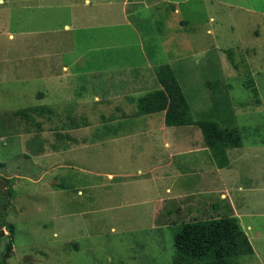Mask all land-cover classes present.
<instances>
[{
  "label": "rangeland",
  "instance_id": "rangeland-1",
  "mask_svg": "<svg viewBox=\"0 0 264 264\" xmlns=\"http://www.w3.org/2000/svg\"><path fill=\"white\" fill-rule=\"evenodd\" d=\"M66 3L0 0V176L10 179L1 180L0 187L6 191L12 186L14 196L5 195L10 199L7 219L16 225L10 264H174V237L184 222L237 211L244 217L248 214L243 212L264 213V0H179L180 18L189 19L183 31L190 30V38L186 34L181 42L183 60L171 64L192 115L199 119L211 113L213 93L227 92L235 113L230 125L242 131V146L228 149L229 166L220 168L211 158V170L224 180L209 178L206 184L199 171L191 170L190 161H208V154L176 155L190 145L201 146L200 128L195 133L193 127L189 142L183 134L175 135L167 160L173 166H166L162 136L174 138L175 130L159 134L152 129L166 127L163 112L138 118L130 110L127 121L110 116L120 115L117 106L122 102L116 95L124 84L111 81L108 86L106 74L126 72L142 55L133 63L119 60L115 70L97 74L93 85L77 81L69 87L71 98L91 101L98 94L106 99L101 110L80 103L81 117L65 119L56 110L59 104H48V83L43 70L36 74L37 62L51 42L60 48L73 33L64 26L71 18ZM139 10L130 20L141 41L127 33V49L132 54L141 42L152 61L169 62L159 38L164 27L148 22L144 5ZM128 28L122 24L112 30ZM92 31H76L77 42ZM121 53L118 58L125 57ZM29 106L39 110L29 117L15 114ZM149 119L161 123L145 125ZM76 121L91 130L74 136L60 130ZM191 126L173 127L180 131ZM137 131L144 132L133 133ZM74 137L78 139L72 145ZM194 184L199 187L190 190ZM182 190L188 193L176 197ZM251 219L253 226L263 227L264 217ZM244 230L254 240L253 229ZM3 248L2 239L0 252ZM248 256L238 264L249 262Z\"/></svg>",
  "mask_w": 264,
  "mask_h": 264
},
{
  "label": "crops",
  "instance_id": "crops-1",
  "mask_svg": "<svg viewBox=\"0 0 264 264\" xmlns=\"http://www.w3.org/2000/svg\"><path fill=\"white\" fill-rule=\"evenodd\" d=\"M64 1V0H63ZM211 1V0H210ZM144 5V9H146L150 14L148 17V22L161 24L164 27L163 31H160L159 38L163 40L164 50L166 52V56L169 59V62L160 63V60H153L150 56H148L144 49L142 48V44L140 42V51H135L132 54H136L137 58L132 59L128 55L131 54V51L127 49V33L129 36L134 38L141 39V34L136 26L133 25L130 20L131 14L137 13L139 14V7ZM66 6H68V11L70 12L71 18H67V22L64 24L65 29L68 31H72L73 33H68L67 36V45L64 44L62 47L57 48L54 47V42L50 43V46L46 48L43 52L40 51V54H44V57L38 58V64L40 65V69L36 70L37 75H41L40 71L43 70L45 73V81H47V91L46 96L48 100L53 106L55 105L58 108L60 116L65 119L75 118L78 119L81 117L80 114L81 109L79 107L80 103H92L97 110H101L103 107V102L106 99H102L95 94L91 101H85L80 98H71L72 93L69 89L70 86H73L77 81H87L88 85H93V81H96L97 74H101L102 71L108 73L106 70L113 71L115 70V65L119 60L126 61L129 63H133L134 60H139V56L142 55L141 60H139L136 65H130V69L122 74H106L107 85L111 86L113 83L111 81H116L118 85L124 84L122 86V94L116 95L120 97L119 100L122 102V105H118L117 107L120 109V115L116 117V115L111 113V117L122 118L125 121L128 120L129 115H131L130 110L132 112L138 111L137 99L151 91L160 89L162 86L160 84L156 69L158 66L162 64H172L174 62H179L183 60L181 58L182 50L184 49L181 44L184 36L190 38L189 31H183L185 26L189 23V19H181V8L179 6V0H67ZM206 6V2H205ZM206 10V8H205ZM212 19V17H211ZM147 20V17H146ZM128 25L129 28L122 30L121 32L113 31L112 28L119 25ZM205 24V23H204ZM204 25H198V27H203ZM197 27V26H196ZM192 28V29H195ZM93 30L89 33L87 38L84 41L77 42L76 39V31L79 30ZM166 38V39H163ZM172 39V41H169ZM167 40V41H166ZM141 41V40H140ZM129 43V42H128ZM132 46V45H130ZM129 47V45H128ZM121 53L125 57L118 58L117 54ZM139 52V53H138ZM90 53L99 54L98 56L88 57ZM131 54V55H132ZM61 55V56H60ZM66 55V56H65ZM59 56V57H57ZM172 63V64H171ZM40 73V74H39ZM72 78L73 80H71ZM66 80V81H65ZM101 80V79H98ZM120 81L121 84L118 83ZM75 85V84H74ZM115 96V97H116ZM102 97V96H101ZM110 99V98H109ZM108 100V99H107ZM47 102V101H46ZM54 102V103H51ZM60 102V103H59ZM64 105V106H63ZM61 107V108H60ZM94 107V108H95ZM79 108V109H78ZM164 113V122H165V111H160ZM152 114V113H151ZM150 114H145V116H149ZM137 112V117L139 118ZM127 118V119H126ZM135 118V119H138ZM73 119V120H75ZM134 119V120H135ZM152 119H149L144 124L145 125H153L156 126L161 123L159 120L156 123L150 122ZM70 124L74 125L72 128H64L62 125L61 131L63 133H73L78 134L80 131L86 132L87 129L91 130L89 125H79V123L71 122ZM120 124V123H119ZM166 125V124H165ZM121 126V125H120ZM159 127L152 128L154 131L157 130L159 134H162L166 130H175L172 134L174 138H170L169 141L167 138L163 137V140L166 139V152L168 155L163 154L162 164L166 166H173V160L167 161L170 157V154L173 152L172 142L174 144L176 142V134H183L186 141L189 142V137H193L194 129L196 126V131H199V127L197 125H193L188 128H183V130L178 131L179 129L170 126L167 127ZM188 126V125H181ZM176 127V126H175ZM87 128V129H86ZM120 128V127H119ZM202 131V130H201ZM144 131L133 132L135 134H142ZM200 133V131H199ZM197 135V134H196ZM203 138V134L200 133ZM74 136V135H73ZM78 138L74 137L73 144L77 141ZM82 139V138H81ZM173 144V145H174ZM61 147H65L62 145ZM70 147V146H68ZM66 147V148H68ZM185 147V144H184ZM191 153H204L208 154V161L204 159H194L190 161V167L192 171H199L202 175V180L204 184L208 181L209 178L212 179H223V177L219 178L214 174L213 170H211L212 164L211 161L212 155L205 145L204 138L201 146L194 148L188 146L184 149H179L176 153L177 157L191 154ZM41 156V155H40ZM39 157V155H38ZM230 157V156H229ZM218 168V167H217ZM217 170V169H216ZM218 169L217 171L219 172ZM197 173V172H196ZM232 175V174H231ZM231 175L229 174L230 179L226 176V179L231 180ZM15 176V175H14ZM9 179V178H8ZM199 185L194 184V186L190 187V190L193 188H198ZM201 188V187H200ZM169 189V188H168ZM228 191V190H227ZM188 191H181L176 197L184 196ZM158 207V206H157ZM221 206H219L220 208ZM218 208V210H219ZM157 209V208H156ZM222 209V207H221ZM232 210V208H230ZM233 212V211H232ZM248 214L245 215L244 214ZM242 216L240 212L237 211L233 213V216H237L243 229L247 226L250 230L253 229L252 234L254 235V240L250 237V241L252 243L254 253L249 255V262H242V264H264V223L263 227H255L253 226L251 221L252 217L260 218L264 217V213L261 212H243ZM216 215V214H215ZM251 215V216H250ZM244 217V219H243ZM264 221V220H262ZM244 257V256H243ZM241 257V259L243 258ZM240 259V260H241ZM155 260L160 261L158 258Z\"/></svg>",
  "mask_w": 264,
  "mask_h": 264
},
{
  "label": "trees",
  "instance_id": "trees-1",
  "mask_svg": "<svg viewBox=\"0 0 264 264\" xmlns=\"http://www.w3.org/2000/svg\"><path fill=\"white\" fill-rule=\"evenodd\" d=\"M156 72L162 87L137 99L138 115L165 111V124L168 126L197 125L217 166H229L228 149L242 146V131L230 125L234 123L235 113L228 93L214 92L212 112H206L196 119L173 67L162 64ZM247 81L258 94L254 79L249 77ZM38 110L37 106H29L17 109L15 114L29 117ZM1 180L8 183L10 179L0 176ZM8 186L6 191L0 187V240H4L0 264H10L16 231L15 223L7 219L10 199L5 195L14 196L12 186ZM174 238V264H238L241 257L254 253L249 236L238 217L233 215L184 222Z\"/></svg>",
  "mask_w": 264,
  "mask_h": 264
}]
</instances>
